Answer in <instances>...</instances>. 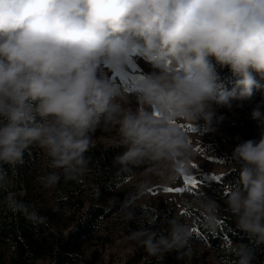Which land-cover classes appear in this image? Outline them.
<instances>
[{"label":"clouds","instance_id":"1","mask_svg":"<svg viewBox=\"0 0 264 264\" xmlns=\"http://www.w3.org/2000/svg\"><path fill=\"white\" fill-rule=\"evenodd\" d=\"M133 46L157 70L138 85L135 110L125 106L128 94L97 71L100 62ZM209 57L240 77L232 90L223 88ZM254 73L264 80V0H0L3 203L35 225L44 223L46 217L8 190L4 165L23 164L35 145L54 169L37 178L44 188H54L61 176L79 180L88 172L86 153L98 127L117 130L122 152L113 165L120 171L146 165V173L174 181L189 172L194 156L190 134L178 124L203 121V131H213L224 119L213 106L231 109L233 100H249L261 86ZM262 107L250 115L264 128ZM230 161L239 166V180L227 186L225 203L252 243L231 244L228 251L234 264H253L264 245V132L259 141L239 143ZM185 206L215 230L221 219L215 199L202 196ZM121 211L126 221L136 219L128 204ZM187 215L169 220L167 234L141 226L127 238L151 256L189 255Z\"/></svg>","mask_w":264,"mask_h":264},{"label":"trees","instance_id":"2","mask_svg":"<svg viewBox=\"0 0 264 264\" xmlns=\"http://www.w3.org/2000/svg\"><path fill=\"white\" fill-rule=\"evenodd\" d=\"M209 62L223 88L232 90L240 77L228 67L218 65L214 58L209 57ZM254 76L261 86L254 89L249 100H233L231 109L226 108L231 114L224 118L223 135L204 132L203 121H198L200 130L210 137L207 149L225 171L213 176L196 175L209 194L190 191L182 205L167 195L162 196L163 187L156 186L145 191L155 194L152 200L132 207L142 192L140 183L132 180L136 168L122 172L113 165L114 157L122 152L115 146L118 133L110 144L104 145L98 140L102 127L92 134L94 147L86 153L90 157L88 172L79 180L66 181L61 176L54 188H44L37 178L54 169L44 151L35 145L25 153L23 164L15 168L4 165L9 176L8 190L16 194L18 201L46 217V221L35 225L23 214L12 212L3 203L7 193L0 192V264H103L100 252L112 243L113 235L127 238L141 226L167 234L168 221L174 218L184 221L186 212L187 222L196 229L189 255L173 251L162 257L151 256L143 246L127 238L132 251L124 264H234L236 258L228 251L229 245L251 244L252 240L237 228L224 193L227 186L239 180V166L230 161L233 150L243 141H259L264 132L250 115L256 105L264 104V80L258 74ZM36 103L31 102V106L34 108ZM261 111L264 112V107ZM222 143L227 146V152L221 149ZM202 196L215 199L220 205L221 219L214 231L204 226L199 211H188L185 206ZM125 203L135 212V220H125L121 211ZM148 220L153 223L149 225ZM253 264H264V245L257 246Z\"/></svg>","mask_w":264,"mask_h":264},{"label":"rangeland","instance_id":"3","mask_svg":"<svg viewBox=\"0 0 264 264\" xmlns=\"http://www.w3.org/2000/svg\"><path fill=\"white\" fill-rule=\"evenodd\" d=\"M141 51L140 47H129L119 59L104 60L97 65V71L100 76H102L112 86L128 94L127 104H125V106L133 110L139 106L137 103V96L135 95L138 91V85L143 82L146 76L157 71L143 58ZM169 71H172V69L169 68ZM213 107L216 112V116H223L226 118L231 114V111L223 106L216 107L214 105ZM223 122L224 119L219 123L214 122L212 126L214 134L223 135ZM198 123L199 122L197 121L194 125H186L183 123L178 124L179 128L190 134L193 145L194 156L190 164V170L185 175L196 176L199 174H206L213 176L221 174L225 170L207 149L210 137L200 130ZM116 134L117 130L115 128L108 130H104L102 128V134L98 140L102 144L108 145L114 140ZM218 139L221 138L218 137ZM220 147L223 151H228L225 144L222 143ZM192 164H195L197 167L195 169L192 168ZM146 168V165L138 167L133 173L132 180L139 182L140 185H143L144 187L141 194H139L132 202V207H137L147 199L152 200L155 197V194L149 195L145 193V191L150 188L161 186L165 189L168 187L175 188L183 186V177L185 175L178 176L174 181H166L160 175L146 173ZM196 190L209 194L207 187L201 185L197 189H189L184 194H174L163 191L161 195H167L168 197L173 198L175 203L182 205L188 192ZM131 251L132 247L127 238L121 236L120 234H115L113 235L112 243L100 253L102 254L103 264H124Z\"/></svg>","mask_w":264,"mask_h":264},{"label":"snow or ice","instance_id":"4","mask_svg":"<svg viewBox=\"0 0 264 264\" xmlns=\"http://www.w3.org/2000/svg\"><path fill=\"white\" fill-rule=\"evenodd\" d=\"M191 167L195 169L197 166L195 164H192ZM215 179L219 180L220 178L217 177ZM201 184H202V181L198 177L185 175L183 177L182 187H175V188L168 187V188H165L164 191L168 193H174V194H184L189 189L199 188ZM221 186H223L222 183H221ZM224 194L225 196L227 195V193H224ZM193 232H196V229H193Z\"/></svg>","mask_w":264,"mask_h":264}]
</instances>
